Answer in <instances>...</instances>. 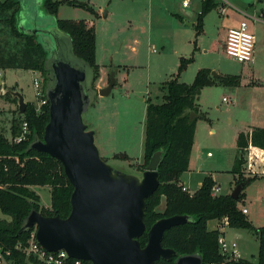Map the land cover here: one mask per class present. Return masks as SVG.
I'll list each match as a JSON object with an SVG mask.
<instances>
[{"label": "rangeland", "instance_id": "rangeland-1", "mask_svg": "<svg viewBox=\"0 0 264 264\" xmlns=\"http://www.w3.org/2000/svg\"><path fill=\"white\" fill-rule=\"evenodd\" d=\"M71 1L88 4L101 12V17L96 18L84 8L67 4L60 6L58 17L50 16L44 12L42 0H20L21 11L18 17L19 20L26 19L27 27H30L29 16L35 18L44 28L56 25L57 19L95 21L99 42L98 62L104 65L102 70L100 69V78L95 84V90L106 88L113 73L117 83L109 96L97 98L95 104L84 114L83 120L85 125L95 132V144L101 158L119 172L142 178L145 171L142 166L147 102H161V85L180 72L183 59H192L180 74V81L183 83L192 84L201 69H209L215 76H242L243 82L260 81L264 86V0H218L219 6L205 17L203 33L200 35H197L196 24L203 0ZM185 2H189L188 8L184 7ZM242 22L250 26V31L256 38L255 61L252 64L237 62L229 57L224 49L228 30L238 28ZM0 39L7 44V50L18 49V41L3 25H0ZM37 40L45 45L50 54L53 49L50 38L38 35ZM253 69L256 70L255 75ZM0 72L4 75L3 71ZM5 75L8 86L15 85L18 81L27 92L28 101L35 102L33 80L36 75L25 71H10ZM39 79L44 82L43 77ZM100 79L104 81V85ZM2 81L0 79V84ZM233 90L236 89L213 87L205 90L201 96L204 115L222 126L220 129L217 127L219 133L228 132L229 120L236 124L247 117L246 106L233 103ZM260 92L264 96V87ZM11 98L12 95L8 92L3 97L0 94V132L5 136H10L13 119H18L21 115L18 99L14 101V106H3L6 105V100L13 103ZM225 143L224 153L217 154L216 148L210 147L209 151L215 157L209 158L205 155L204 159L206 164L212 165L206 172L210 171L216 176L218 185L222 188L220 194L231 195L236 186L234 175L229 168V157L232 159L233 150H237V147L232 139H227ZM121 154H127L131 159L124 161L115 158ZM211 169L216 172L212 173ZM202 176L204 177V172H194L190 176V194H194ZM244 176L250 178L246 174ZM30 189L41 196L40 207L49 209L50 207L45 206L51 205V189ZM262 189L263 186L259 185L251 190L258 212L264 207ZM165 202L163 199L158 208L159 212L165 211ZM239 206H244L243 202L239 203ZM0 220L10 222L11 218L0 211ZM217 225V220L207 223L209 231L216 229ZM232 232L234 238H227V241L236 242L238 252L241 245L245 244L248 247L247 260L258 263L257 245L251 244L255 235L248 230ZM252 254L255 256L252 257Z\"/></svg>", "mask_w": 264, "mask_h": 264}, {"label": "trees", "instance_id": "trees-1", "mask_svg": "<svg viewBox=\"0 0 264 264\" xmlns=\"http://www.w3.org/2000/svg\"><path fill=\"white\" fill-rule=\"evenodd\" d=\"M62 4L84 8L92 15L98 13L86 3L71 0H42V8L47 15L58 17ZM219 6L218 0H203L196 24L197 35L203 33L204 19ZM21 11L20 0L0 1V25L7 27L9 33L18 43V49L9 51L7 44L0 39V70H24L40 72L47 84V52L35 35L23 32L19 24ZM59 29L68 35L73 42V51L77 58L90 65L95 73L96 82L100 78V68L96 60V28L86 20L57 19ZM192 62L183 59L180 72L161 85V102L148 100L145 121L144 164L146 170L151 158L157 152L163 153L159 166L160 187L147 200L144 218L145 234L139 239L141 246L146 247L148 233L152 226L164 218L186 217L188 223L167 231L163 247L172 249L177 257L172 260H159L155 264H176L178 257L200 254L203 264H264V227H255L239 207L245 199V190L258 178H244L246 155L250 147L264 150V128H254L251 132L240 133L237 146V158L232 174L237 178L236 187L242 186L239 199L231 195L212 196L216 183L207 176L201 187L194 194L184 191L181 177L189 171L190 159L195 143L197 123L207 120L200 109V96L207 87L237 88L242 84L241 76L212 75L209 69H201L192 84L180 81L181 72ZM95 89V86H94ZM46 91V90H45ZM9 94V93H8ZM14 98V101H18ZM159 99V97H158ZM191 113L198 115L191 120ZM50 121L49 104L37 112L34 103H27V109L18 119H13L12 136L20 134L22 126L27 123L30 134L26 141L11 142L0 132V211L11 218V221L0 220V249L12 264H40L28 258L19 250L25 246L32 231L20 234L23 222L33 209L46 217L66 219L71 212L73 186L69 182L63 165L46 153L31 150L35 138H43L45 128ZM119 160H130L127 154L116 155ZM49 187L51 189V207L47 210L40 207V196L30 188ZM165 199L164 212L158 208ZM210 220H225L228 227L237 230L251 231L259 241L258 263L247 260H234L220 251V229L209 231ZM83 264H87L83 262Z\"/></svg>", "mask_w": 264, "mask_h": 264}, {"label": "water", "instance_id": "water-1", "mask_svg": "<svg viewBox=\"0 0 264 264\" xmlns=\"http://www.w3.org/2000/svg\"><path fill=\"white\" fill-rule=\"evenodd\" d=\"M23 32L49 37L53 49L45 45L46 96L50 121L44 137L35 138L31 150L46 153L58 160L73 186L68 218L46 217L33 209L20 234L37 231V240L48 252L66 251L70 258L87 264H155L172 260L177 253L163 247L167 231L188 223L186 217L164 218L152 226L145 248L139 239L146 232L144 222L147 200L160 187L159 166L163 153L151 158L142 178L122 173L105 162L95 144V132L85 125L83 116L98 97L111 94L117 80L110 76L106 88L94 89L95 73L90 65L77 58L71 38L56 25L44 28L35 18ZM215 76V75H214ZM20 114L27 103L20 93ZM198 115L191 113V120ZM242 186L231 197L238 200ZM176 264H203L200 254L178 257Z\"/></svg>", "mask_w": 264, "mask_h": 264}, {"label": "crops", "instance_id": "crops-1", "mask_svg": "<svg viewBox=\"0 0 264 264\" xmlns=\"http://www.w3.org/2000/svg\"><path fill=\"white\" fill-rule=\"evenodd\" d=\"M95 11L99 15L96 18H100L101 12H99L97 9ZM29 18H30V16H29ZM85 20L90 22V23H93L95 25L96 35H97L96 60H97L98 66L102 70L104 65H102L98 62L99 42H98L97 25L93 19H85ZM255 20H257V19H255ZM257 21H260V20L258 19ZM19 24L22 25L25 29H27V26H26L27 21L25 18H23L22 20H19ZM227 34H228V32H227ZM254 61H255V59H254ZM1 71L4 72V75L2 72H0V74L2 75L0 77V79L3 80L0 84V94L3 97V96H5V94L7 92L10 93L12 95L11 100L13 101V103L12 102L10 103L9 100H6L5 101L6 105L3 104V106H7V105L8 106L9 105L14 106V98H17L15 96V93H20L24 97L26 103H36V100H35V102L28 101V99H27L28 94L25 91V89L23 88V86L20 85V83L18 81H16L15 85H11V86L7 85V76L5 74H7L10 71H13L15 73H18V72L20 73V71H24V70H1ZM25 72H29L31 74H34V71H25ZM253 73L255 75V73H256L255 69H253ZM100 81L104 85V81L102 79H100ZM105 83H106V81H105ZM214 87H219V86H214ZM263 87L264 86L262 85V83L260 81H254L253 80V81L248 83L247 81L243 82V80H242L241 86L235 88L236 90H233V92H232V97L234 100L233 103L240 104L241 106L245 105L248 113H247L246 119H244V121H242V122L238 121L236 124H233L232 121L229 120L228 132L226 134L224 132L219 133V130L217 129V127L220 129L222 126L219 124H215L213 122V120L209 119L208 116H206V115L205 116H206L207 120H199L198 121L197 129H196V136H195V143L193 146L191 159H190L189 171L186 172L180 179L181 184L187 189L188 193H190V187H189L190 176H192L194 174V172H195V174L198 172H204V177L203 176L201 177V181L198 183V188L196 189V191H198V189L201 187L203 180L207 176H211L216 183V187H219L222 190L221 186L218 185V181L216 179V176L211 174L210 171L206 172L208 167L212 166V165L206 164L204 156L206 155L209 158L215 157V155H213V153L209 151L210 147H215L217 154L224 153L226 151L225 141L227 139H230V140L232 139L236 143V147H237L236 148L237 150H235V149L233 150L234 154L232 156V159H231V157H229V166H230L229 168L231 169V173H232L235 162H236L237 158L239 157V150H238V146H237L239 134L242 132H244V133L251 132L254 128H264V96L260 92V89ZM12 88H15V89L12 90ZM209 88H213V87L205 88L202 91V93ZM45 90H46V87H45ZM45 95H46V91H45ZM201 96H202V94H201ZM201 96H200L199 104H200L201 112L204 114V112L202 111ZM9 132H10V136L6 135V137L9 140H11L13 137L12 136V130ZM222 135H224V136H222ZM143 158H144V156H143ZM143 158H142V160H143ZM230 159H231V161H233L232 164L230 163L231 162ZM251 161H252V164L250 163ZM211 172L214 173L216 171H214V169H211ZM245 174L248 177L257 176L258 179L246 188V190L244 192L245 193V199L243 200L244 206H242V207L239 206V207L242 210L243 209L247 210L246 216H247L248 220L255 227L261 228V227H264V207H263L261 212H258L256 210V207H255L256 204H255L254 197L251 194V190L254 189V187L262 185L263 189L261 190V193H262V196H264V150L254 148V147L249 148V150L247 152V156H246ZM187 175H189V176L186 179L185 176H187ZM236 179L237 178L234 176L235 186H236ZM221 195H230V193H225V194H221ZM162 202H163V200H162ZM45 207L49 208V207H51V205L45 206ZM220 228L222 229L221 233H223V235L225 236L226 239L230 238V237H231V239L234 238V235H232L233 230L234 231H242V230L229 228L228 225H226L224 221H218V225H217L216 229H220ZM216 229H214V230H216ZM210 231H213V230H210ZM234 233H236V232H234ZM237 233H241V232H237ZM251 244L257 245L258 252L256 254H257V258H258L259 241L257 240V238L255 236L252 237ZM247 252H248V247L245 244H242L241 250L239 251V258L243 259V260H247V257H246ZM251 256L254 257L255 255L252 254Z\"/></svg>", "mask_w": 264, "mask_h": 264}, {"label": "built area", "instance_id": "built-area-1", "mask_svg": "<svg viewBox=\"0 0 264 264\" xmlns=\"http://www.w3.org/2000/svg\"><path fill=\"white\" fill-rule=\"evenodd\" d=\"M189 2L184 3V7L188 8ZM256 48L255 35L250 31V27L246 22H242L238 28L230 29L224 42V49L226 54L232 59L242 64H252L254 62ZM156 51V50H155ZM36 77L33 80V87L36 97L37 112L40 113L42 106L49 104V101L45 95V83L39 79L43 77L40 72H34ZM2 75L0 74V77ZM225 102L228 100L224 99ZM30 134L29 126L24 123L20 134L16 137H12L10 140L13 143H21L28 139ZM247 156V155H246ZM252 164V161L250 162ZM184 191L187 189L184 187ZM219 187H214L212 190V196L217 197L221 194ZM244 214H247V210H242ZM227 222L225 220H222ZM222 232V229L220 228ZM220 251L222 254L228 256L231 259L237 260L239 258V252L236 242H228L223 234L219 237ZM22 250L28 258L34 259L40 264H83L81 260H75L69 257L66 251L60 252H48L44 249L37 240V231L33 230L30 238L25 246L19 245L17 247ZM10 253L6 255L0 249V264H12L7 260ZM240 259V258H239ZM216 264V263H210Z\"/></svg>", "mask_w": 264, "mask_h": 264}]
</instances>
